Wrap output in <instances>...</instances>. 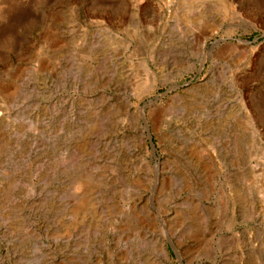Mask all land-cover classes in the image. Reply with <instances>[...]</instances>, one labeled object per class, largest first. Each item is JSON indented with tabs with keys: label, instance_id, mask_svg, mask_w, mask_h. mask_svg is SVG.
Here are the masks:
<instances>
[{
	"label": "rangeland",
	"instance_id": "obj_1",
	"mask_svg": "<svg viewBox=\"0 0 264 264\" xmlns=\"http://www.w3.org/2000/svg\"><path fill=\"white\" fill-rule=\"evenodd\" d=\"M0 264H264V0H0Z\"/></svg>",
	"mask_w": 264,
	"mask_h": 264
},
{
	"label": "water",
	"instance_id": "obj_2",
	"mask_svg": "<svg viewBox=\"0 0 264 264\" xmlns=\"http://www.w3.org/2000/svg\"><path fill=\"white\" fill-rule=\"evenodd\" d=\"M256 39H257V38H256ZM256 39H254L253 41H255ZM220 40H221V39H217V40L213 43V45L217 44ZM244 41H246V42H252V41H249V40H244Z\"/></svg>",
	"mask_w": 264,
	"mask_h": 264
}]
</instances>
